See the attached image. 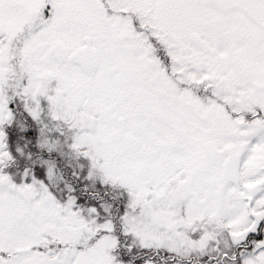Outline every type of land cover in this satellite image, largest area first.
<instances>
[{
  "label": "snow or ice",
  "instance_id": "obj_1",
  "mask_svg": "<svg viewBox=\"0 0 264 264\" xmlns=\"http://www.w3.org/2000/svg\"><path fill=\"white\" fill-rule=\"evenodd\" d=\"M0 264H264V0H0Z\"/></svg>",
  "mask_w": 264,
  "mask_h": 264
}]
</instances>
